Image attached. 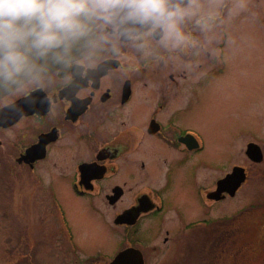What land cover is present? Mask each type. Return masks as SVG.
<instances>
[{"label":"flooded vegetation","instance_id":"af4514ba","mask_svg":"<svg viewBox=\"0 0 264 264\" xmlns=\"http://www.w3.org/2000/svg\"><path fill=\"white\" fill-rule=\"evenodd\" d=\"M246 2L264 19V0ZM222 42L195 72L128 52L125 74L116 64L78 90H29L9 106L0 98V237L12 183L23 187V205L42 209L32 222L38 235H21L25 264H264L254 253L264 250V92L252 107L249 92H240L247 118L220 137L226 157L203 159L197 122L217 84ZM68 202L85 213L100 208L81 226L108 248L79 246ZM225 206L232 209L219 215Z\"/></svg>","mask_w":264,"mask_h":264},{"label":"clouds","instance_id":"9594fccd","mask_svg":"<svg viewBox=\"0 0 264 264\" xmlns=\"http://www.w3.org/2000/svg\"><path fill=\"white\" fill-rule=\"evenodd\" d=\"M247 8L246 0H0V98L9 106L29 90H78L116 64L125 74L128 52L195 72Z\"/></svg>","mask_w":264,"mask_h":264},{"label":"rangeland","instance_id":"374dc122","mask_svg":"<svg viewBox=\"0 0 264 264\" xmlns=\"http://www.w3.org/2000/svg\"><path fill=\"white\" fill-rule=\"evenodd\" d=\"M252 14L257 16L253 9L247 8L238 16L237 20H233L224 30L221 44L223 63L215 68V74L218 77L216 78L217 84L211 90L214 91L210 94L212 101L210 100L205 108L208 111L204 112L202 120L197 122L198 128L204 135L206 146L203 159L208 162L213 157L218 160L226 157L227 143L224 142L226 140H220V137H226L231 129L240 126L244 118H247L240 109L241 98H238L240 92L244 90L249 92L247 95L251 96V100H249L251 107L254 95L264 92V19L251 16ZM193 106H195L194 101ZM219 147L221 150L217 151ZM23 192V187L18 184V181L6 188V234L0 237V264H25L23 256L18 254L22 245L21 235L24 231L28 239H34L39 233L32 222L36 220L37 214H42V209L37 207L34 202L32 204L35 206L23 205L20 202L24 197ZM67 206L68 219L76 231V239L79 238V242L77 241L79 246L108 248L106 242L99 241L100 238L95 235V229L92 226H86L85 229L81 226L84 216L93 218L94 215H98L100 208L96 207V212H94L96 214H93L90 210L85 213L84 206L69 202ZM107 209L109 208L105 206L106 211ZM231 209L228 206L220 208L219 215ZM242 209L243 203L241 205L236 203L233 210L237 214L242 213ZM109 210L111 212L107 213L114 212L112 209ZM226 214L228 213L225 212L224 215ZM25 220L29 227L26 225L24 229ZM83 236H88L90 242L82 241ZM5 246L6 255L2 250ZM254 253L256 256L262 257L264 250H255ZM262 261L264 262V258Z\"/></svg>","mask_w":264,"mask_h":264}]
</instances>
